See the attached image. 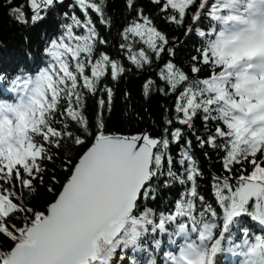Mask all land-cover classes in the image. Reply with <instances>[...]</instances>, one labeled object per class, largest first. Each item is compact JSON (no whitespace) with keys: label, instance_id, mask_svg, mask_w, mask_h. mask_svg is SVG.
I'll return each instance as SVG.
<instances>
[{"label":"snow or ice","instance_id":"6c2138e0","mask_svg":"<svg viewBox=\"0 0 264 264\" xmlns=\"http://www.w3.org/2000/svg\"><path fill=\"white\" fill-rule=\"evenodd\" d=\"M65 3L0 0L21 27L57 26L37 71L0 75V264H264V0H124L119 18ZM127 65L172 100L159 132L111 126Z\"/></svg>","mask_w":264,"mask_h":264},{"label":"trees","instance_id":"16d2710c","mask_svg":"<svg viewBox=\"0 0 264 264\" xmlns=\"http://www.w3.org/2000/svg\"><path fill=\"white\" fill-rule=\"evenodd\" d=\"M6 2V0H4ZM110 12L112 15L119 18L124 11V0H109ZM147 3V0H144ZM55 23V18H52V23ZM53 23V24H54ZM51 27V19L38 26L37 28L30 29L21 27L15 23L6 15V10L0 8V63L5 59L12 57L17 62L24 57L26 50L40 44V33H45ZM170 35H178L183 40V34L180 32L173 33L171 28L161 25ZM31 40L29 45L28 40ZM197 45V38L193 36L189 40L188 44L178 53V60L185 61L192 53L193 48ZM131 68L123 81L118 85L117 98L115 100V112L112 116V127L121 128L128 131H136L145 128H156V132L160 131L157 126L162 123L165 116V105H171L172 100L163 97L160 94H153L150 99H145L142 95V85L145 82L142 78V74L139 70L135 69L131 65H127ZM145 78L149 75L151 78H156L155 72H146L143 74ZM161 86H163L161 84ZM131 92L132 99L126 101L125 93ZM91 105V101H90ZM90 107V111H92ZM199 126V125H198ZM155 134V133H154ZM177 149H173L176 152ZM193 153L197 160L202 163L206 176H210L212 163H217L216 158L213 157V161L209 162L205 159L203 152L199 146L194 142ZM203 183H208L204 181ZM181 186L177 185L171 189H161L160 195L156 202L151 204L154 209H159L162 204L165 205L171 201V199L178 194V190ZM207 188H205L206 190ZM43 201L37 203L38 208L43 207Z\"/></svg>","mask_w":264,"mask_h":264}]
</instances>
